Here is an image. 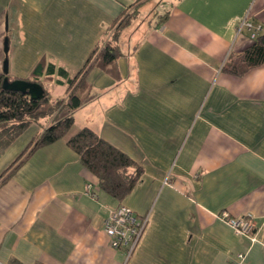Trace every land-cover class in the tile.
<instances>
[{
	"label": "crops",
	"instance_id": "crops-1",
	"mask_svg": "<svg viewBox=\"0 0 264 264\" xmlns=\"http://www.w3.org/2000/svg\"><path fill=\"white\" fill-rule=\"evenodd\" d=\"M138 2L142 19L134 39L121 37L117 76L93 69L97 99L0 187V264H264V66L223 72L264 34V0H168L159 27L156 8L142 13L152 0H0V75L27 80L40 64L78 74ZM248 13L253 30L243 25ZM41 85L53 100L68 95V80ZM50 124L0 149V177ZM84 128L143 168L121 204L150 215L130 258L105 233L120 204L68 145ZM225 215L251 217L255 231L238 235Z\"/></svg>",
	"mask_w": 264,
	"mask_h": 264
},
{
	"label": "trees",
	"instance_id": "trees-1",
	"mask_svg": "<svg viewBox=\"0 0 264 264\" xmlns=\"http://www.w3.org/2000/svg\"><path fill=\"white\" fill-rule=\"evenodd\" d=\"M141 2L128 8L115 24L108 28L104 41L89 57L85 67L75 75L64 68L50 65L47 70L38 65L26 81L41 85L42 77L53 80L59 77L69 81L66 98L53 100L49 94L41 101H33L29 96L2 89L7 75H0V149L7 150L31 127L40 125L48 119L51 124L35 139L26 153L14 163L1 177L0 187L12 176L14 171L26 161L35 150L52 145L66 137L74 127L75 113L97 99L94 87L89 82L93 69L102 70L117 76L118 59L123 56L121 33L138 19ZM172 13L168 0H161L154 11L156 27L165 24ZM264 66V34L245 51L230 56L223 72L234 77H243L249 71ZM69 147L78 155L80 163L99 180L100 188L110 197L123 201L141 183L143 168L129 156L104 141L94 130L84 128L68 142ZM118 206V207H119Z\"/></svg>",
	"mask_w": 264,
	"mask_h": 264
},
{
	"label": "built area",
	"instance_id": "built-area-1",
	"mask_svg": "<svg viewBox=\"0 0 264 264\" xmlns=\"http://www.w3.org/2000/svg\"><path fill=\"white\" fill-rule=\"evenodd\" d=\"M250 30L254 29L250 14L246 15L243 23ZM261 28L255 30L256 35L261 32ZM224 221L238 234L249 236L255 228V223L251 217L242 219H231L225 215ZM150 223V215L138 216L132 209L121 205L111 212L105 221V233L111 241L115 250H125L130 258L139 246Z\"/></svg>",
	"mask_w": 264,
	"mask_h": 264
},
{
	"label": "water",
	"instance_id": "water-1",
	"mask_svg": "<svg viewBox=\"0 0 264 264\" xmlns=\"http://www.w3.org/2000/svg\"><path fill=\"white\" fill-rule=\"evenodd\" d=\"M6 51H8V44L6 43ZM8 73V61L5 62L4 74ZM2 89L4 91L17 92L27 95L33 101H41L46 97V91L40 84L29 82L26 80L11 81L6 77L3 82Z\"/></svg>",
	"mask_w": 264,
	"mask_h": 264
},
{
	"label": "rangeland",
	"instance_id": "rangeland-1",
	"mask_svg": "<svg viewBox=\"0 0 264 264\" xmlns=\"http://www.w3.org/2000/svg\"><path fill=\"white\" fill-rule=\"evenodd\" d=\"M154 0H152L151 3H148L149 5L142 11L143 15L144 14H150L152 11H154L155 8L158 7V3L157 2H154ZM141 19L142 18H138L137 20H135L131 26H129L128 28H126L122 33H121V37H123L124 34H130V37L133 36V39H134V36H135V33H136V26H138V24L141 22ZM135 31V33H134ZM134 33V34H133ZM254 231H255V228H254ZM253 231V232H254ZM252 232V234H253Z\"/></svg>",
	"mask_w": 264,
	"mask_h": 264
}]
</instances>
